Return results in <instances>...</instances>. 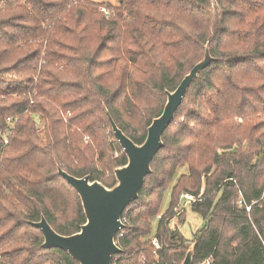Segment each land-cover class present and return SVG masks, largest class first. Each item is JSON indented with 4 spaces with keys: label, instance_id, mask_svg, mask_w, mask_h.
I'll use <instances>...</instances> for the list:
<instances>
[{
    "label": "trees",
    "instance_id": "16d2710c",
    "mask_svg": "<svg viewBox=\"0 0 264 264\" xmlns=\"http://www.w3.org/2000/svg\"><path fill=\"white\" fill-rule=\"evenodd\" d=\"M207 45L214 60L191 83L176 112L184 121L165 130L152 172L124 211L116 236L123 252L112 264H181L190 245L171 221L183 193L196 196L191 210L206 222L193 264H264V0H0V264H79L42 247L29 223L44 216L72 235L86 222L58 165L114 187L77 162L88 150L84 133L99 139V130H113L108 110L143 144L167 91ZM118 152L114 167L128 162ZM64 186L75 193L68 208L58 199ZM168 194L154 253L145 239Z\"/></svg>",
    "mask_w": 264,
    "mask_h": 264
},
{
    "label": "water",
    "instance_id": "95a60500",
    "mask_svg": "<svg viewBox=\"0 0 264 264\" xmlns=\"http://www.w3.org/2000/svg\"><path fill=\"white\" fill-rule=\"evenodd\" d=\"M213 60L207 45L204 58L192 67L174 91H167L163 112L149 125L143 144L135 143L126 135L108 112L114 135L128 158L126 165L115 169L118 182L114 187L93 181L89 175L77 177L58 166V173L78 192L86 222L77 233L63 235L44 216L39 221H29L42 232L44 248L61 249L79 264H112L114 256L123 252L116 241L117 234L125 227L123 213L138 199L146 177L152 172V162L164 146L163 134L174 122L191 83ZM193 252L194 247L189 249L182 264H193Z\"/></svg>",
    "mask_w": 264,
    "mask_h": 264
},
{
    "label": "rangeland",
    "instance_id": "374dc122",
    "mask_svg": "<svg viewBox=\"0 0 264 264\" xmlns=\"http://www.w3.org/2000/svg\"><path fill=\"white\" fill-rule=\"evenodd\" d=\"M95 1H107V2H109L115 6L118 5V2H119V0H95ZM61 112H62V115L65 118V120L69 119V117L71 116L70 112L66 113L64 110H62ZM107 114H108V110H107ZM35 118L38 120L39 117L37 115H35ZM182 121H184V117H181L179 119H176V117H175L174 123L179 124ZM38 126L41 127V124L39 123ZM98 132L99 133L101 132V134L99 135V139H90L89 134L84 133L83 142L86 145L88 144L87 145L88 150H86V152L83 154V159L78 160L77 162H80L89 168H91V167L94 168L99 174H101V176H103L104 178H108L110 181H116V184H117L118 181L116 178L115 169L118 167H114L113 162L120 155V152H118V148L122 149L123 153H125V152H124L123 148H121L120 143L116 139L114 132L111 128L106 126L105 129L99 130ZM245 145L247 146V143H245ZM58 166L61 167L60 165H58ZM187 172H188L187 166L181 168L176 174L175 181L179 178V176L181 174L187 173ZM87 175H89L90 178L92 177L91 174H87ZM98 181H100V180H98ZM100 182L102 184H104L102 181H100ZM64 187L66 189V193L61 194L60 198H58V199L64 201L66 204V208H68L70 203L72 202L73 194L75 195V193L71 188L69 189L66 186H64ZM106 187H108V186H106ZM184 194H189V193H183L182 195H184ZM182 195H181V200H180V202L176 208V211H175L176 215H175L174 219L171 221V225L173 228L179 227V229L181 230V232L184 234L185 238L187 239L186 240L187 245H190V248H192L195 245V241H194L195 238L203 231L204 227L206 226V222L199 214H197L191 210L190 204L193 201H195L196 198L194 200H188L186 198H182ZM169 201H170V194L167 195V197L165 198V200L162 204L161 213L159 214V216L157 218H155L153 220V232L145 239V240L149 239L148 240L149 243L147 246L152 245L153 249H154V253L157 249H159L154 244V240L157 239L155 237L157 224H158V221H159V218L161 217V215L166 211V209L169 205ZM59 213H61L60 218L63 215L62 219H66L65 213H62V211H59ZM183 213H184L183 218L185 219V221L183 223H180L179 222V220H180L179 216H181V214H183ZM157 243H159L158 239H157ZM159 247L161 248L160 243H159ZM141 258L143 259V256ZM182 262H181V264H182ZM48 264H52V263L48 262Z\"/></svg>",
    "mask_w": 264,
    "mask_h": 264
},
{
    "label": "built area",
    "instance_id": "2783aa9c",
    "mask_svg": "<svg viewBox=\"0 0 264 264\" xmlns=\"http://www.w3.org/2000/svg\"><path fill=\"white\" fill-rule=\"evenodd\" d=\"M101 11L103 12V13H105V15L106 16H109L110 15V10L108 9V8H106V7H102L101 8ZM7 121L9 122V124L10 125H13V127H14V124H15V122L17 121V119H13L12 117H7ZM12 127V128H13ZM7 141V140H6ZM182 198H186V199H188V200H194L196 197L194 196V195H191V194H184V195H182ZM248 209H249V207H248ZM123 219V218H122ZM123 222H124V224L127 222V220L126 219H123ZM154 244L158 247V248H160L159 247V243H157V239L156 240H154ZM211 263V258H207L206 260H204L203 262H201V263H199V264H210Z\"/></svg>",
    "mask_w": 264,
    "mask_h": 264
}]
</instances>
